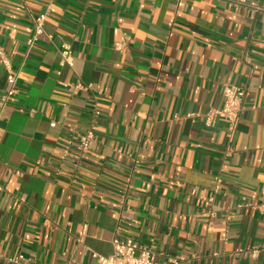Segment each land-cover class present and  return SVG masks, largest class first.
Masks as SVG:
<instances>
[{
	"label": "crops",
	"instance_id": "obj_1",
	"mask_svg": "<svg viewBox=\"0 0 264 264\" xmlns=\"http://www.w3.org/2000/svg\"><path fill=\"white\" fill-rule=\"evenodd\" d=\"M246 2L0 0V45L20 73L0 119V264H98L116 233L159 264H264V0ZM225 84L248 90L231 141L205 116Z\"/></svg>",
	"mask_w": 264,
	"mask_h": 264
},
{
	"label": "built area",
	"instance_id": "obj_2",
	"mask_svg": "<svg viewBox=\"0 0 264 264\" xmlns=\"http://www.w3.org/2000/svg\"><path fill=\"white\" fill-rule=\"evenodd\" d=\"M242 3H247L246 0H240ZM250 6L253 7V11L257 12L261 9L257 2H249ZM47 18V13H42L33 18L34 21V34L28 40V46L31 48L37 41L38 36L44 34V24ZM129 40V37L124 35L122 41L117 45L121 48L125 42ZM58 51L61 56L60 65L73 66L75 56L71 45L67 42L61 44L58 47ZM0 58L3 67L7 73V80L9 88L0 96V119L3 114L5 107L16 92V85L20 77V73L15 71L12 67L10 57L6 54L4 48L0 45ZM69 89L77 93L81 90L89 89L90 86L83 83L67 84ZM248 90L246 86H238L235 84H225L223 88L224 102L220 108L213 107L206 113V124L213 125L217 119L221 118L227 122L228 126V137L230 141L233 139L237 124L242 118L245 110V102L247 99ZM193 115V114H192ZM100 116V110L94 108L91 114V122L89 126L81 133L78 134L76 139L78 140V149L80 157L84 156L91 145L95 137L97 129L98 118ZM55 125V122H52ZM2 137V129L0 127V140ZM227 155L233 152L232 148H228ZM215 190L217 191L221 184L222 178L216 177L214 179ZM3 186L0 185V190ZM114 251L110 256H98V264H159L156 259L154 252L151 247L141 244L138 240L131 236H122L116 233L112 239ZM256 254L258 251H253ZM23 254H20L13 261L14 264H22L21 259Z\"/></svg>",
	"mask_w": 264,
	"mask_h": 264
}]
</instances>
